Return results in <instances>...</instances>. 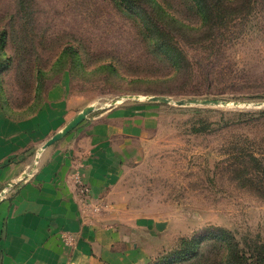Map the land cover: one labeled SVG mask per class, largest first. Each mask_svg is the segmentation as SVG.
Returning a JSON list of instances; mask_svg holds the SVG:
<instances>
[{
    "label": "rangeland",
    "instance_id": "1",
    "mask_svg": "<svg viewBox=\"0 0 264 264\" xmlns=\"http://www.w3.org/2000/svg\"><path fill=\"white\" fill-rule=\"evenodd\" d=\"M158 1L178 19L154 0H0L3 106L24 117L60 98L76 116L93 104L75 130L111 109L150 108L154 127L110 190L115 225L145 264L205 227L243 248L264 243V0L216 5L215 18H199L191 0Z\"/></svg>",
    "mask_w": 264,
    "mask_h": 264
},
{
    "label": "crops",
    "instance_id": "2",
    "mask_svg": "<svg viewBox=\"0 0 264 264\" xmlns=\"http://www.w3.org/2000/svg\"><path fill=\"white\" fill-rule=\"evenodd\" d=\"M58 98V96L56 97ZM67 100V99H66ZM52 99L27 117L0 103V264H145L116 227L110 190L128 149L154 127L146 106L118 107L43 148L76 113ZM143 136V137H142ZM38 156V169L25 177ZM83 185L90 195L85 201Z\"/></svg>",
    "mask_w": 264,
    "mask_h": 264
},
{
    "label": "trees",
    "instance_id": "3",
    "mask_svg": "<svg viewBox=\"0 0 264 264\" xmlns=\"http://www.w3.org/2000/svg\"><path fill=\"white\" fill-rule=\"evenodd\" d=\"M157 5L164 11L171 20H177L173 15L166 12V8L158 0ZM197 9L199 18H215L213 10L216 5L225 8L227 5H237L244 0H191ZM122 3L130 8L136 6L135 0H121ZM145 18V17H144ZM145 21V19H142ZM152 31V28H151ZM3 33V32H2ZM0 34V54L6 53L3 49L5 41L4 34ZM0 103L5 112L13 118H23L12 116L0 99ZM33 114V113H32ZM27 117V116H24ZM245 242V241H244ZM246 248L241 246L230 231L223 227H205L204 230L193 234L192 236H182L173 251H166L159 255L157 259L149 264H264V243H253ZM216 252V256L212 258V252Z\"/></svg>",
    "mask_w": 264,
    "mask_h": 264
},
{
    "label": "water",
    "instance_id": "4",
    "mask_svg": "<svg viewBox=\"0 0 264 264\" xmlns=\"http://www.w3.org/2000/svg\"><path fill=\"white\" fill-rule=\"evenodd\" d=\"M138 98L140 97V95H129L126 96L125 98ZM149 99L153 102L156 101H164V102H171L173 101L172 98L170 96H164V95H153V96H149ZM117 102V101H115ZM175 103L177 105H220V104H224L226 103V101L224 100H220L217 98H178V100H175ZM95 109V106L93 104L88 105L87 107H85L82 111H80L79 113L76 114V116H74L63 128H61L59 131H57L56 133H54L50 138H48V140L44 143L43 148L55 143L56 141L62 139L63 137H66V135L71 132L72 130H74L81 122H83L87 117H88V113L91 112L92 110ZM5 191L3 190L0 193V201L2 200L3 196H4ZM158 228H164V223L163 222H159L157 224Z\"/></svg>",
    "mask_w": 264,
    "mask_h": 264
},
{
    "label": "built area",
    "instance_id": "5",
    "mask_svg": "<svg viewBox=\"0 0 264 264\" xmlns=\"http://www.w3.org/2000/svg\"><path fill=\"white\" fill-rule=\"evenodd\" d=\"M38 156H36L35 157V159H34V163H33V166H32V168L30 169V171H28V173H26V175H25V177L27 178V177H30L31 175H33V173L38 169V164H39V160H38ZM89 192V188L87 187V186H85V185H83V187H82V192L83 193H86V192ZM87 192V193H88Z\"/></svg>",
    "mask_w": 264,
    "mask_h": 264
}]
</instances>
